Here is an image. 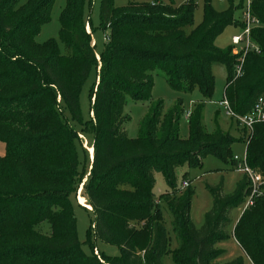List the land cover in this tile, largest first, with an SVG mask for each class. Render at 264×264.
I'll use <instances>...</instances> for the list:
<instances>
[{
  "label": "trees",
  "instance_id": "16d2710c",
  "mask_svg": "<svg viewBox=\"0 0 264 264\" xmlns=\"http://www.w3.org/2000/svg\"><path fill=\"white\" fill-rule=\"evenodd\" d=\"M114 1L100 0L98 26L89 23L88 32L85 11L91 0H65L58 36L68 53L61 54L55 40L35 41L55 0H0V141L5 145L0 156V264H163L168 237L161 206L171 216L177 241L174 264H243L242 256L215 260L224 252L216 245L231 237L232 211L250 193L247 176L228 194L222 179L207 185L212 204L197 228L190 218L191 181L183 178L189 185L181 187L176 169L200 168L206 155L236 166L231 147L244 138L218 128L207 133L202 109L214 91L215 62L226 68L224 97L236 115L264 99V27L251 31L259 52L246 53L241 75L235 76L239 57L214 42L226 26H241L234 15L243 0L221 13L204 0L196 27L193 0L179 5L174 0ZM251 10L264 24V0H253ZM95 29L108 32L99 60L91 39ZM98 67L97 84L89 90L92 117L83 122L79 95ZM157 72L173 91L197 89L202 97L189 114L185 138L180 136L181 101L167 110L162 101H151ZM127 99L150 104L135 137L123 128ZM72 122L93 136L83 187L94 214L93 236L117 246L118 257L100 253L98 258L93 250L86 254L78 240L72 196L82 178V149ZM245 145L246 164L264 176V122L253 126ZM154 172L169 189L158 198ZM260 190L262 195L233 225V238L252 264H264V185ZM42 222L49 224V234L37 229ZM86 242L92 247L90 231Z\"/></svg>",
  "mask_w": 264,
  "mask_h": 264
},
{
  "label": "rangeland",
  "instance_id": "374dc122",
  "mask_svg": "<svg viewBox=\"0 0 264 264\" xmlns=\"http://www.w3.org/2000/svg\"><path fill=\"white\" fill-rule=\"evenodd\" d=\"M26 0H20L21 3ZM115 5L126 4L127 0H115ZM163 3H168V0H162ZM175 5L182 4L184 0H174ZM233 3V6L240 4L241 0H210L212 8L217 12H224L230 7V3ZM99 3L100 0H91L90 6L86 7L85 11V21L87 23L86 30L91 32L89 23L96 28L99 23L98 12H99ZM65 5V0H55L50 20L48 23L43 25L40 29L39 34L36 36L35 41L38 43H43L49 39L55 40L58 44V48L61 54H67L68 50L65 45L60 42L58 32H59V17L60 13ZM195 10L193 14V27L198 26L203 19V7L204 0L195 1ZM235 19L240 23L241 11L240 9L235 12ZM241 32L240 25L230 24L226 26L222 32L215 39V46L220 50H226L231 47V55L240 57L239 54L234 53V49L231 45V37L235 34ZM108 32H103L100 29H95L92 34V44L95 45V51L100 52L103 49V46L106 42V34ZM105 36V37H104ZM97 60H99V57ZM245 57V56H244ZM243 57V60H244ZM235 65V69L237 65ZM99 65V64H98ZM97 68L96 72H93L89 75L84 85L82 86L79 102L81 110V118L83 122L89 120L92 117L90 110V98L89 90L92 84L95 82L97 84L96 74L98 73ZM212 74L214 76L215 85L212 97L204 102L201 121L204 127V130L207 133H213L217 128L224 133L230 134L234 138H244V141H247V134L245 130L239 128L237 123L227 116L226 111L220 101L224 97V87L226 81V68L221 63H213L211 66ZM202 99L199 91L194 89L190 93H178L173 91L168 84L166 83L165 77L162 73L157 72L154 74V85L151 94V101H162L164 103V110L172 107L177 101H181L183 106V114L180 121V136L186 137L188 133L187 119L189 117L188 113L193 109L194 103ZM149 103L135 102L130 99H127V102L124 106V122L123 128H125L129 137H135L137 135L138 123L139 121L148 113ZM66 116L68 112L65 111ZM69 117V116H68ZM78 132L79 145L82 149V155L80 154V159L82 165L80 167L81 172V182L75 192V195L72 196V205L73 212L77 220V235L80 242L82 250L86 254H91L92 250L98 258H101L100 253L104 254L107 257L113 258L120 255V250L117 246L104 243L99 239H95L93 236L92 225L94 222V214L91 209L85 206L86 197L83 190L84 183L89 175L90 167L89 163L93 157V149L90 147L93 141V136L90 133H83V126L77 125L72 122ZM245 142L238 141L235 142L232 147V156H236L239 159L245 157L246 145ZM92 149V153L90 152ZM5 155V145L0 141V156ZM185 174V177L183 176ZM244 173L238 170L237 166L231 168L229 163L223 162L221 159L212 156L206 155L202 160V166L200 168H188L187 166L180 167L176 169L177 183H180L183 178L191 181L190 189L193 191L191 206H190V218L194 225L199 228L204 220L205 213L210 209L212 204L211 195L207 189V185L215 186L222 179V191L225 194L231 193L236 183L242 178ZM260 175V174H259ZM261 176V181L264 183V176ZM154 187L153 193L155 198H158L159 195L169 191L162 175L159 172H154ZM87 205V204H86ZM89 206V205H88ZM90 207V206H89ZM91 208V207H90ZM242 213V206L234 209L231 213L232 225L229 227L228 231L230 238L218 243L216 246L224 250L215 262L225 263L231 261L232 259L242 256L243 264H250L249 260L243 255V252L237 242L233 239V225L234 222L239 218V215ZM162 221L164 223L166 234L168 237V249L166 254L163 257V264H174L172 259L173 250L177 247V241L175 234L171 226V216L169 212L161 206ZM37 229L44 234H49V224L47 222H42ZM90 231L91 234V244L86 242L87 234Z\"/></svg>",
  "mask_w": 264,
  "mask_h": 264
},
{
  "label": "built area",
  "instance_id": "2783aa9c",
  "mask_svg": "<svg viewBox=\"0 0 264 264\" xmlns=\"http://www.w3.org/2000/svg\"><path fill=\"white\" fill-rule=\"evenodd\" d=\"M197 1V0H193ZM253 0H243L242 6L240 8L241 11V32L238 34H235L231 37V45L234 49L235 54H239V65H237L235 69V76L241 75V65L243 63V57L248 52H259L258 45L252 40L251 37V31L254 28H261L264 27V24H262L255 16L252 14L251 10V4ZM107 40V38H105ZM220 105H222L226 111L227 116H229L231 119H233L239 128L242 130H245L248 138L252 131L253 126L256 123L264 122V99L262 97L258 98L255 105L252 107V109L244 114V115H236L233 110L230 108L229 103L223 97V100L220 101ZM189 115V113H188ZM236 161V166L238 170L242 171L244 175L247 176L249 182H250V193L246 197L245 203L242 205V212L252 204V200L254 197L262 195V192L260 190V187L264 185V183L261 181V176L253 169L248 167L246 164V157L243 159H239L236 156L233 157ZM189 185V182L184 180L181 182V187H187Z\"/></svg>",
  "mask_w": 264,
  "mask_h": 264
},
{
  "label": "crops",
  "instance_id": "0c3cea01",
  "mask_svg": "<svg viewBox=\"0 0 264 264\" xmlns=\"http://www.w3.org/2000/svg\"><path fill=\"white\" fill-rule=\"evenodd\" d=\"M185 1V0H184ZM241 27V26H240ZM105 37V36H104ZM93 45H94V43H93ZM96 56H98V52H96ZM99 57V56H98ZM86 207H88L89 209H91L88 205L86 206ZM237 221V220H236ZM235 221V222H236ZM235 222H234V224H235ZM233 228V227H232ZM234 239V238H233ZM235 241V240H234ZM236 242V241H235ZM243 252V251H242ZM243 255H244V253H243ZM246 257V256H245ZM247 258V257H246ZM248 259V258H247ZM249 260V259H248ZM249 262H250V260H249ZM250 264H252L251 262H250Z\"/></svg>",
  "mask_w": 264,
  "mask_h": 264
},
{
  "label": "bare ground",
  "instance_id": "6f19581e",
  "mask_svg": "<svg viewBox=\"0 0 264 264\" xmlns=\"http://www.w3.org/2000/svg\"><path fill=\"white\" fill-rule=\"evenodd\" d=\"M90 152L92 153V149H90ZM85 206H87V205L85 204Z\"/></svg>",
  "mask_w": 264,
  "mask_h": 264
},
{
  "label": "water",
  "instance_id": "95a60500",
  "mask_svg": "<svg viewBox=\"0 0 264 264\" xmlns=\"http://www.w3.org/2000/svg\"><path fill=\"white\" fill-rule=\"evenodd\" d=\"M91 160H92V158H91Z\"/></svg>",
  "mask_w": 264,
  "mask_h": 264
}]
</instances>
